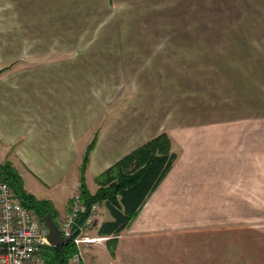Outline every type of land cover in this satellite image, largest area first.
Masks as SVG:
<instances>
[{"label":"crops","instance_id":"1","mask_svg":"<svg viewBox=\"0 0 264 264\" xmlns=\"http://www.w3.org/2000/svg\"><path fill=\"white\" fill-rule=\"evenodd\" d=\"M257 50L264 0H0V164L51 202L59 226L94 137L83 174L90 194L101 173L166 133L172 168L118 235L113 257L98 234L111 217L99 206L105 214L87 233L104 243L86 247L90 264H264V218L254 215L264 210V121L162 124L168 103L157 98L97 106L94 78L82 71L205 65L207 51Z\"/></svg>","mask_w":264,"mask_h":264},{"label":"rangeland","instance_id":"2","mask_svg":"<svg viewBox=\"0 0 264 264\" xmlns=\"http://www.w3.org/2000/svg\"><path fill=\"white\" fill-rule=\"evenodd\" d=\"M207 54L205 65H183L178 62L187 60L176 59L173 65H95L86 66L82 71L86 72L85 77L94 78L97 106L103 99L110 100L113 110L121 102V105L133 104L136 97L143 105L157 98L160 104L168 103L159 117L162 124L264 121V50L207 51ZM50 205L52 208L51 202ZM99 212L102 216L105 214L101 208L96 220ZM240 213L245 215L248 210ZM254 215L264 218V210H255ZM53 218L56 221L54 215ZM103 243L95 239L88 246L82 245L78 260L70 264H80L81 260L90 264L91 254L85 251L86 247L99 251Z\"/></svg>","mask_w":264,"mask_h":264},{"label":"trees","instance_id":"3","mask_svg":"<svg viewBox=\"0 0 264 264\" xmlns=\"http://www.w3.org/2000/svg\"><path fill=\"white\" fill-rule=\"evenodd\" d=\"M96 138L88 145L80 166V192L83 204L89 210L98 203L104 207L110 221L104 222L98 230L107 240L110 256L114 255V246L118 235L129 227L150 194L158 187L172 168L177 155L171 152V143L166 133H160L139 146L105 170L96 178L98 189L90 194L83 183V174L94 148ZM0 182H5L27 209L34 212L41 221L54 210L48 201L38 200L27 193L23 183L9 163L0 164ZM86 215L80 220L83 223ZM78 250L73 242L60 247L46 246L42 251L44 264H70Z\"/></svg>","mask_w":264,"mask_h":264},{"label":"built area","instance_id":"4","mask_svg":"<svg viewBox=\"0 0 264 264\" xmlns=\"http://www.w3.org/2000/svg\"><path fill=\"white\" fill-rule=\"evenodd\" d=\"M99 204L88 210L83 204L80 189L69 200L68 210L58 228L64 238L79 249L95 239L87 231L96 223ZM83 223L79 220L84 216ZM48 229L33 211L24 207L5 182H0V264H44L43 248L47 242ZM79 254L73 257L77 261Z\"/></svg>","mask_w":264,"mask_h":264},{"label":"water","instance_id":"5","mask_svg":"<svg viewBox=\"0 0 264 264\" xmlns=\"http://www.w3.org/2000/svg\"><path fill=\"white\" fill-rule=\"evenodd\" d=\"M43 222H44V224L46 225V227L48 229V234H47L46 239H47V242H48L49 246H52V247L63 246L65 244L70 243L71 242V238L75 236V233H74V234H72V236L70 238H64L61 235L57 224L52 219L50 214L46 215L43 218Z\"/></svg>","mask_w":264,"mask_h":264}]
</instances>
